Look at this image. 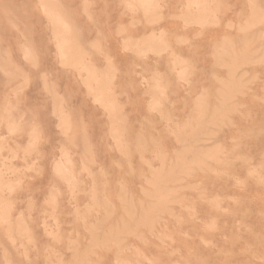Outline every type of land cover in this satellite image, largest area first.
Masks as SVG:
<instances>
[{
    "label": "rangeland",
    "instance_id": "1",
    "mask_svg": "<svg viewBox=\"0 0 264 264\" xmlns=\"http://www.w3.org/2000/svg\"><path fill=\"white\" fill-rule=\"evenodd\" d=\"M155 2L0 0V264H264V0Z\"/></svg>",
    "mask_w": 264,
    "mask_h": 264
},
{
    "label": "bare ground",
    "instance_id": "2",
    "mask_svg": "<svg viewBox=\"0 0 264 264\" xmlns=\"http://www.w3.org/2000/svg\"><path fill=\"white\" fill-rule=\"evenodd\" d=\"M140 1V3H141V5L146 9V10H148V11H150V10H152V9H154V7H156V0H139ZM191 4L193 5V6H196V8L199 10V14H198V19H200V18H202V16H203V14H202V11H201V0H191ZM42 7V6H41ZM48 13H49V15H50V17H52L53 19H54V23L57 25V26H61V30H62V32H68L69 31V29H68V24L64 21V20H62V19H60L59 17H57V15H56V13H54V10H53V8H51V9H49L48 11H47ZM57 40H58V42H59V48L61 49V56L63 57V59H68V55H69V48H70V46L68 45V39H67V37L66 36H62V35H59L58 34V37H57ZM152 42V44L148 47V49H154V47H160V48H163V43L161 42V41H156L155 42V39L153 40V41H151ZM155 44H157V45H155ZM186 68H184V69H182V71L180 72V76L181 77H184V75H185V72H186ZM106 105H110L108 102H106ZM61 155V154H60ZM61 159V158H60ZM232 162V161H231ZM54 164V163H53ZM69 164V161H67V164H65V163H61V164H59L57 167H56V171L61 175V176H63V177H65V178H70V176L72 175V173H71V169H70V166L68 165ZM240 170V169H239ZM261 170V169H260ZM256 171H257V169H256ZM264 172V171H263ZM239 173V172H238ZM244 175V174H243ZM262 175V174H261ZM220 181V180H219ZM221 182V181H220ZM252 182V181H251ZM234 184V183H233ZM67 185V184H66ZM68 188V187H67ZM210 188H212L211 186H210ZM262 188V187H261ZM222 190V189H221ZM262 190H263V188H262ZM78 192V191H77ZM193 194V193H192ZM198 198V197H197ZM234 203V202H233ZM201 204V203H200ZM255 204V203H254ZM253 204V205H254ZM207 205V204H206ZM231 205V204H230ZM233 205V204H232ZM234 206V205H233ZM255 206V205H254ZM225 207H227V206H225ZM240 207V206H239ZM238 207V208H239ZM253 207V206H252ZM208 208V207H207ZM235 208V207H234ZM256 208V207H255ZM230 209H232V208H230ZM245 210V209H244ZM243 210V211H244ZM199 212V211H198ZM204 212V211H203ZM222 212V211H221ZM251 212V211H250ZM256 212V211H255ZM218 213V212H217ZM244 213H246V212H243V214ZM258 213V212H257ZM252 214H254V213H252ZM250 215V214H249ZM257 215V214H256ZM250 217V216H249ZM244 218H245V215H244ZM263 218H264V216H263ZM233 220V219H232ZM237 220V219H236ZM260 220V219H259ZM204 221V220H203ZM234 221V220H233ZM244 221H245V219H244ZM177 223V222H176ZM249 223V222H248ZM188 224H189V222H188ZM247 224V223H246ZM232 225V224H231ZM233 227V226H232ZM235 228V227H234ZM246 228V227H245ZM244 228V229H245ZM230 230V229H229ZM231 231V230H230ZM242 231V230H241ZM232 232V231H231ZM244 233V232H243ZM196 235V234H195ZM237 235V234H236ZM249 235V234H248ZM200 236V235H199ZM250 236V235H249ZM224 237V236H223ZM238 239V238H237ZM233 243V242H232ZM206 246V245H205ZM258 246V245H257ZM153 247V246H152ZM230 247H231V245H230ZM221 249V248H220ZM255 249V248H254ZM172 250V249H171ZM253 250V249H252ZM159 251V250H158ZM215 251V250H214ZM217 251V250H216ZM219 251V250H218ZM208 252V251H207ZM253 252V253H252ZM251 253L252 254H254V251H252ZM215 253V252H214ZM259 254V253H258ZM177 255H179V254H177ZM262 255V254H261ZM191 256V255H190ZM198 257V256H197ZM196 263V262H195Z\"/></svg>",
    "mask_w": 264,
    "mask_h": 264
}]
</instances>
